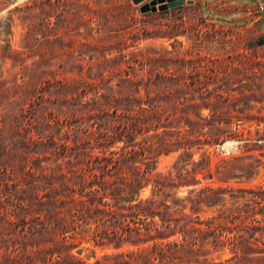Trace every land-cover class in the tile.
<instances>
[{"label": "rangeland", "instance_id": "obj_1", "mask_svg": "<svg viewBox=\"0 0 264 264\" xmlns=\"http://www.w3.org/2000/svg\"><path fill=\"white\" fill-rule=\"evenodd\" d=\"M32 1L0 0V55L8 43L12 54L5 62L0 56L3 78L12 80L20 70L19 64L14 66L20 63L15 50H23L26 79L31 75L37 93L35 186L16 189L18 198L23 195L27 203L35 202L34 210L13 205L15 198L9 195L0 196V264H42L27 258L32 244L50 245L54 258L60 251L54 245L66 244V162L85 157L92 134L106 132L100 119L89 116L97 110L94 104L87 105L95 94L78 82L81 74L90 80L101 72L113 77L108 85L117 88L127 70V91L135 96L141 87L140 94L146 95L142 123L139 107L135 101L132 105L130 164L140 166L145 157H152L155 172L175 173L180 154L189 151L188 167L198 169L199 188L264 185V24L255 10H244L246 1L236 7L239 16L231 17L210 13L207 9L214 5L203 4L204 0H166V7L158 3L156 10L148 11L141 8L153 0H66V6H47L51 20L57 22L52 27L40 7L18 9ZM32 27L37 40L26 47L23 38ZM86 44L99 49L93 61L87 54L85 59L78 56ZM154 106L164 112L157 130L150 120ZM106 143L109 151L125 145L122 140ZM218 143L231 153L219 152ZM150 190L151 185L142 196ZM186 192L182 187L177 197ZM219 207H205L202 215ZM256 217L264 216L258 212ZM53 225L59 233H52ZM134 248L128 243L121 248L101 246L91 237L79 236L71 252L93 263L105 254ZM61 253L66 255V246Z\"/></svg>", "mask_w": 264, "mask_h": 264}, {"label": "trees", "instance_id": "obj_2", "mask_svg": "<svg viewBox=\"0 0 264 264\" xmlns=\"http://www.w3.org/2000/svg\"><path fill=\"white\" fill-rule=\"evenodd\" d=\"M62 5L66 6V0H33L32 4L18 9L28 11L40 7L46 14V23L51 26L57 22L51 20L47 6L59 8ZM36 34L33 27L26 31L23 38L26 47L32 39L37 40ZM10 47V43L3 47L0 55L3 62L12 56ZM84 49L79 50L78 56L85 59L87 54L91 61L99 50L92 44H86ZM15 51L20 63L16 61L14 66L19 64L20 70L12 80L3 78L0 65V196L9 195L11 200L15 198L13 205L34 210L35 202L27 203L23 195L18 198L20 190L16 189L22 185L21 191H28L35 186L37 93L36 87L32 88L31 75L30 80L26 79L25 51ZM30 73L34 76L33 71ZM125 74L129 72L125 70ZM125 74L119 77L117 88L108 85L113 77L108 79L101 72L90 80L81 74L78 82L90 86L95 94L87 105L94 104L97 110L90 111L89 116L100 119V126H104L106 132L101 131L98 136L92 134L93 138L87 141L91 151H83L85 157L70 158L66 162V230L63 231L66 232V255L61 253L63 245H54L60 250L54 258L55 251L50 245L40 248L32 244L27 257L30 263L39 260L42 264H264V217H256L258 212L264 216V185L199 188L198 169L188 167L192 164L189 151L180 154L175 173L171 170L155 172L156 160L152 157H145L140 166L130 164L132 105L135 101L139 107L138 120L142 123L146 95L140 94L141 87L135 96L127 91L129 77ZM163 116L164 112L157 106L151 109L150 120L155 130ZM102 136L105 139L101 140ZM107 140L111 144L122 140L125 145L109 151ZM206 163L208 166V160ZM209 176L212 178L211 173ZM150 185L149 195L142 196ZM182 187H187L186 195L177 197ZM217 206L220 207L215 213L202 215L205 207ZM53 217L54 213L48 219ZM23 222L27 223V219ZM29 227L35 229L33 225ZM58 230L59 227L53 225L52 233L57 234ZM79 236L91 237L101 246L121 248L128 243L135 248L105 254L90 263L71 252ZM226 253L229 255L224 257Z\"/></svg>", "mask_w": 264, "mask_h": 264}, {"label": "crops", "instance_id": "obj_3", "mask_svg": "<svg viewBox=\"0 0 264 264\" xmlns=\"http://www.w3.org/2000/svg\"><path fill=\"white\" fill-rule=\"evenodd\" d=\"M241 1L247 2L246 9H244L247 12H251V10L254 9V7L256 6L258 2L264 3V0H204L203 4L208 3L209 5L211 4L214 5V6H211L209 9H207L210 13L221 14V15L226 14L227 16L237 17L239 16L237 14H239L240 10L237 9L236 7H238L237 5H240ZM242 4L244 8L245 4L244 3ZM251 6L253 7L251 8Z\"/></svg>", "mask_w": 264, "mask_h": 264}, {"label": "built area", "instance_id": "obj_4", "mask_svg": "<svg viewBox=\"0 0 264 264\" xmlns=\"http://www.w3.org/2000/svg\"><path fill=\"white\" fill-rule=\"evenodd\" d=\"M253 10H255L257 15H259L261 17L263 24H264V3L258 2ZM263 46H264V44H263ZM217 150L221 153H228V154H230L232 151L231 148H228V147H226L225 144H221V143L217 144Z\"/></svg>", "mask_w": 264, "mask_h": 264}, {"label": "water", "instance_id": "obj_5", "mask_svg": "<svg viewBox=\"0 0 264 264\" xmlns=\"http://www.w3.org/2000/svg\"><path fill=\"white\" fill-rule=\"evenodd\" d=\"M135 3H140V2H142V1H144V0H133ZM165 1L166 0H153L150 4H145V5H143L142 6V11H148V10H156V5L158 4V3H161V8H164V7H166V3H165ZM168 1H171V0H168ZM178 2H180V3H182L183 2V0H179ZM190 2H192V1H190ZM174 4H176V3H173V2H171V5L173 6Z\"/></svg>", "mask_w": 264, "mask_h": 264}]
</instances>
